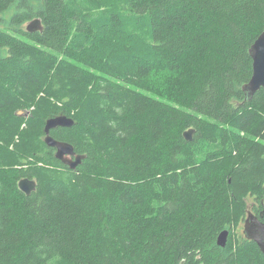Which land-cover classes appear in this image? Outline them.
Masks as SVG:
<instances>
[{
    "label": "trees",
    "instance_id": "obj_1",
    "mask_svg": "<svg viewBox=\"0 0 264 264\" xmlns=\"http://www.w3.org/2000/svg\"><path fill=\"white\" fill-rule=\"evenodd\" d=\"M0 22V264H264L233 233L249 198L264 219V0H0Z\"/></svg>",
    "mask_w": 264,
    "mask_h": 264
},
{
    "label": "water",
    "instance_id": "obj_2",
    "mask_svg": "<svg viewBox=\"0 0 264 264\" xmlns=\"http://www.w3.org/2000/svg\"><path fill=\"white\" fill-rule=\"evenodd\" d=\"M43 25L41 18H34L30 20L26 26V30L33 32L42 30ZM250 54L253 59V72L248 83L243 86V90L250 99L256 91L264 86V32H262L254 41L250 48ZM73 124V120L66 116H57L49 118L46 121L45 131L58 125L70 126ZM194 129H188L184 132L186 139L191 140L193 138ZM47 144L55 146L58 149L57 157L71 168H76L81 163L84 155L77 154L72 144L68 142H61L53 138L51 135L46 137ZM67 154V155H66ZM71 155V157H70ZM19 188L26 194H30L37 188V181L33 178L24 177L18 182ZM228 230L221 231L217 243L221 246H225L227 243ZM244 235L248 239L256 241L261 250L264 251V222L260 220H254V214L251 213L246 220L244 228Z\"/></svg>",
    "mask_w": 264,
    "mask_h": 264
},
{
    "label": "rangeland",
    "instance_id": "obj_3",
    "mask_svg": "<svg viewBox=\"0 0 264 264\" xmlns=\"http://www.w3.org/2000/svg\"><path fill=\"white\" fill-rule=\"evenodd\" d=\"M28 22L29 21H27V22H25L24 24H23V27L24 28H26V26H27V24H28ZM2 23L0 22V25H1ZM248 208L246 209V213H245V215H244V218L241 220V221H239L238 222V220L237 221H235L234 222V226H233V229H234V231H233V233H234V238L236 239L237 237H245V235H244V223H245V217L246 216H248V213L249 212H251L250 210H251V208H253L254 206V203H255V205H258L259 203L258 202H256L255 200H253V198H249L248 200ZM251 205H252V207H251Z\"/></svg>",
    "mask_w": 264,
    "mask_h": 264
},
{
    "label": "bare ground",
    "instance_id": "obj_4",
    "mask_svg": "<svg viewBox=\"0 0 264 264\" xmlns=\"http://www.w3.org/2000/svg\"><path fill=\"white\" fill-rule=\"evenodd\" d=\"M57 116H66V115H56V116H52V117H50V118H54V117H57ZM67 117V116H66ZM68 118H70V117H68ZM49 119V118H48ZM47 119V120H48ZM72 119V118H71ZM73 120V119H72ZM73 124H74V120H73ZM45 126H46V124H45ZM58 126H63V125H58ZM58 126H56V127H58ZM71 126V125H70ZM56 127H53V128H56ZM53 128H51L50 130H49V132H46L45 131V133H46V135H45V138H44V141H45V143L47 144V142H46V137L47 136H49L50 135V131L53 129ZM44 130H45V128H44ZM52 136V135H51ZM53 137V136H52ZM184 137H185V135H184ZM54 138V137H53ZM186 138V137H185ZM56 139V138H55ZM58 140V139H57ZM58 141H61V142H67V141H64V140H58ZM69 143V142H68ZM71 144V143H70ZM49 147H52V148H54L55 149V157L56 158H58L57 157V152H58V149H57V147H55V146H51V145H49V144H47ZM74 147V146H73ZM75 150V149H74ZM77 153V152H76ZM77 154H80V153H77ZM67 155V154H66ZM82 155H84L85 156V154H82ZM70 157H71V155H70ZM84 158V157H83ZM82 158V159H83ZM59 159V158H58ZM60 160V159H59ZM69 166V165H68ZM70 167V166H69ZM71 168V167H70ZM249 213H252V212H249ZM249 216H247V218H248ZM247 218L245 219V223H244V228H245V225H246V220H247ZM260 220L257 216H255L254 215V220ZM261 221V220H260ZM262 222H264V221H262ZM225 230H227V229H225ZM222 231H224V230H222ZM244 231V230H243ZM220 234V233H219ZM219 234H218V236H219ZM228 234H229V230H228ZM228 234H227V236H228ZM218 236H217V238H218ZM227 240H228V238H227ZM218 244V243H217ZM219 245V244H218ZM221 246V245H220ZM260 248V247H259ZM263 253H264V251L263 250H261Z\"/></svg>",
    "mask_w": 264,
    "mask_h": 264
},
{
    "label": "flooded vegetation",
    "instance_id": "obj_5",
    "mask_svg": "<svg viewBox=\"0 0 264 264\" xmlns=\"http://www.w3.org/2000/svg\"><path fill=\"white\" fill-rule=\"evenodd\" d=\"M251 212L253 211V209L251 208V210H250ZM253 213V212H252ZM251 213H248V216L250 215ZM255 216H257L261 221H264V219H263V214L262 213H259L260 214V216H259V214L257 213V212H255V213H253ZM247 218V216L245 217V219Z\"/></svg>",
    "mask_w": 264,
    "mask_h": 264
}]
</instances>
